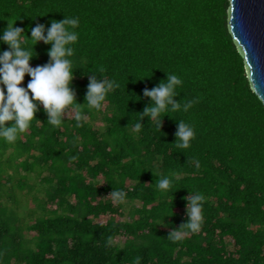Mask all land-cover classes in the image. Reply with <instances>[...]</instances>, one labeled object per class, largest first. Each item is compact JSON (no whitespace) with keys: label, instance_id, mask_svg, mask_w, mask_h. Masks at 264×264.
<instances>
[{"label":"trees","instance_id":"16d2710c","mask_svg":"<svg viewBox=\"0 0 264 264\" xmlns=\"http://www.w3.org/2000/svg\"><path fill=\"white\" fill-rule=\"evenodd\" d=\"M228 8L0 0V264H264V105Z\"/></svg>","mask_w":264,"mask_h":264},{"label":"water","instance_id":"95a60500","mask_svg":"<svg viewBox=\"0 0 264 264\" xmlns=\"http://www.w3.org/2000/svg\"><path fill=\"white\" fill-rule=\"evenodd\" d=\"M227 25L250 87L264 105V0H229Z\"/></svg>","mask_w":264,"mask_h":264},{"label":"rangeland","instance_id":"374dc122","mask_svg":"<svg viewBox=\"0 0 264 264\" xmlns=\"http://www.w3.org/2000/svg\"><path fill=\"white\" fill-rule=\"evenodd\" d=\"M31 181H29V183H30ZM25 191H27V189H25L24 190V193H25ZM15 192H16V194H18L19 195V197H18V200L19 201H21V204H24L27 208H31V207H33V204L30 202V198H31V194H36L35 193V191H30V193L28 192V193H25L24 195L22 194V193H20V192H18V191H16L15 190ZM38 197H40L41 195H38V194H36ZM7 206L8 207H10L11 209L13 208L16 212L15 213H17L18 215H24L25 217V222L26 223H28L29 221H28V219H27V216L28 215H26V214H22L21 212H22V209L20 208V207H16L15 205H13V204H11V202H8L7 203ZM26 235V234H25ZM27 236V235H26ZM28 237V236H27Z\"/></svg>","mask_w":264,"mask_h":264}]
</instances>
